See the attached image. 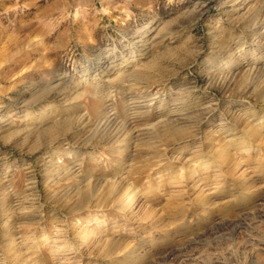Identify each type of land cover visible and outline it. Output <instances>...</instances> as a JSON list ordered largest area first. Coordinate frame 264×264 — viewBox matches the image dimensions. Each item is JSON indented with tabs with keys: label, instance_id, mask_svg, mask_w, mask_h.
<instances>
[{
	"label": "rangeland",
	"instance_id": "obj_1",
	"mask_svg": "<svg viewBox=\"0 0 264 264\" xmlns=\"http://www.w3.org/2000/svg\"><path fill=\"white\" fill-rule=\"evenodd\" d=\"M90 263L264 264V0H0V264Z\"/></svg>",
	"mask_w": 264,
	"mask_h": 264
},
{
	"label": "bare ground",
	"instance_id": "obj_2",
	"mask_svg": "<svg viewBox=\"0 0 264 264\" xmlns=\"http://www.w3.org/2000/svg\"><path fill=\"white\" fill-rule=\"evenodd\" d=\"M240 165H241V163H240ZM240 165H238V166H240ZM208 167H210V165H208ZM211 169H212V166H211ZM220 174H221V176L228 175V173L226 171H223ZM117 195H118L117 198L119 199L118 204L123 205V206L128 207V208H133L138 201L137 200L138 199L137 192H136V189H134V188L128 187L126 191H123L122 193L118 192ZM53 234H54L53 236L57 235L58 230H55L53 232ZM46 236L47 235H44L43 237H46ZM57 239H59V238H57ZM86 240H87V238H84V241L81 243V247L84 245ZM56 243H57L58 249L64 248V246H65V242H61V243L56 242ZM90 264H94V263H90Z\"/></svg>",
	"mask_w": 264,
	"mask_h": 264
}]
</instances>
